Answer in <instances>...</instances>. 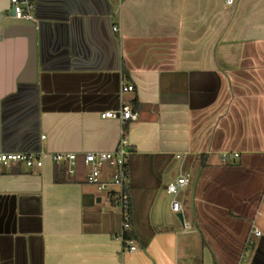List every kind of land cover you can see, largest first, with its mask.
<instances>
[{"label": "crops", "instance_id": "1", "mask_svg": "<svg viewBox=\"0 0 264 264\" xmlns=\"http://www.w3.org/2000/svg\"><path fill=\"white\" fill-rule=\"evenodd\" d=\"M29 1L0 0V152L43 164H0L1 263L264 264V0ZM122 140L135 251L82 159Z\"/></svg>", "mask_w": 264, "mask_h": 264}, {"label": "built area", "instance_id": "2", "mask_svg": "<svg viewBox=\"0 0 264 264\" xmlns=\"http://www.w3.org/2000/svg\"><path fill=\"white\" fill-rule=\"evenodd\" d=\"M13 17L16 19L32 20L33 19V4L29 0H10ZM228 4L233 0H226ZM117 26L113 29L117 30ZM124 91L133 90L131 84H123ZM102 118L118 119L121 123L128 120H136L137 112H134L129 105H125L119 110H107L100 113ZM129 150L126 147V141L122 140L118 148L114 151H88L83 153V162L89 166V171L86 175V181L89 184L95 185L98 190H104L109 186H116L113 191L115 195L114 206L118 207L122 215L121 231L116 236L124 248L128 251L137 250V245L132 237L127 236V232L132 229V211L130 210V195L126 191V183L128 180L127 155ZM237 157V153L233 154ZM222 157H228L227 153H223ZM51 159L56 164H68V172L73 173L76 165L77 156L70 152H56L51 154ZM10 163H20L26 167H40L43 164V155L34 152H0V164L8 165ZM115 167V174L109 182L101 180L102 170L106 166ZM189 182L188 174H180L174 181L169 182L166 186V191L169 194L176 195L181 188ZM172 208L175 211L181 209V205L177 199L172 200ZM254 233L259 235L260 231L254 229ZM0 264L1 261H0Z\"/></svg>", "mask_w": 264, "mask_h": 264}, {"label": "trees", "instance_id": "3", "mask_svg": "<svg viewBox=\"0 0 264 264\" xmlns=\"http://www.w3.org/2000/svg\"><path fill=\"white\" fill-rule=\"evenodd\" d=\"M123 72H124L125 74H127V72H126L125 70H124ZM125 126H126V124H125ZM126 167H127V164H126ZM126 191H128L127 184H126ZM110 195H111L112 203H114V202H115V195H114L113 192L110 193ZM130 210L132 211V203H131V200H130ZM127 236L133 238V233H132V231L129 230V231L127 232Z\"/></svg>", "mask_w": 264, "mask_h": 264}, {"label": "water", "instance_id": "4", "mask_svg": "<svg viewBox=\"0 0 264 264\" xmlns=\"http://www.w3.org/2000/svg\"><path fill=\"white\" fill-rule=\"evenodd\" d=\"M177 216L179 217V219H180L181 221H183V217H182V214H181V213H178Z\"/></svg>", "mask_w": 264, "mask_h": 264}, {"label": "rangeland", "instance_id": "5", "mask_svg": "<svg viewBox=\"0 0 264 264\" xmlns=\"http://www.w3.org/2000/svg\"><path fill=\"white\" fill-rule=\"evenodd\" d=\"M113 187H114L115 189H117V187H116V186H113ZM108 188H109V189H111V187H108ZM108 188H107V189H108Z\"/></svg>", "mask_w": 264, "mask_h": 264}]
</instances>
